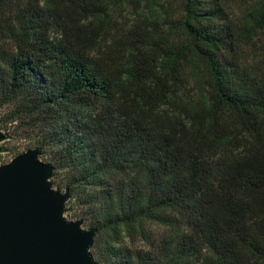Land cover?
Here are the masks:
<instances>
[{"label":"trees","instance_id":"obj_1","mask_svg":"<svg viewBox=\"0 0 264 264\" xmlns=\"http://www.w3.org/2000/svg\"><path fill=\"white\" fill-rule=\"evenodd\" d=\"M7 106L96 261L264 264V0H0Z\"/></svg>","mask_w":264,"mask_h":264},{"label":"water","instance_id":"obj_2","mask_svg":"<svg viewBox=\"0 0 264 264\" xmlns=\"http://www.w3.org/2000/svg\"><path fill=\"white\" fill-rule=\"evenodd\" d=\"M40 155L29 149L0 166V264H98L90 253L96 229L63 218L69 190L53 189L54 166Z\"/></svg>","mask_w":264,"mask_h":264},{"label":"rangeland","instance_id":"obj_3","mask_svg":"<svg viewBox=\"0 0 264 264\" xmlns=\"http://www.w3.org/2000/svg\"><path fill=\"white\" fill-rule=\"evenodd\" d=\"M11 110V106L3 107L0 109V121L3 120L8 112ZM0 131L4 134L8 135V138L4 141H0V166L7 164L10 162L15 156L24 153L29 149L38 148L37 142L40 138V134L37 130L32 129L28 126H24L23 128L17 129L16 125L8 124L5 129L0 127ZM39 161L43 163H50L49 158L39 156ZM52 182V187L54 190L60 191L64 193L65 191V183H66V173L59 172L56 180H49ZM82 198L72 197L65 205L63 218L68 222H76L82 220V230H88L91 227V219L84 216V213L87 212V207L83 204ZM84 218V219H83ZM147 232L158 235L161 232V229L156 226H148ZM118 247L122 249H128L131 251H137L143 249L145 247V242L140 236L137 234H128L124 229H120V234L118 238ZM91 253V252H90ZM92 255V254H91ZM93 259L96 261V256H93ZM98 264H103L98 260L96 261Z\"/></svg>","mask_w":264,"mask_h":264}]
</instances>
